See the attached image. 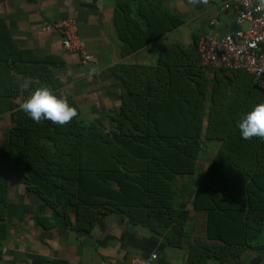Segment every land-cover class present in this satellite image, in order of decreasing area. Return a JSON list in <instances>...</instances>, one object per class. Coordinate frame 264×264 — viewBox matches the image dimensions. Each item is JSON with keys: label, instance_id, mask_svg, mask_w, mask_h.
I'll return each instance as SVG.
<instances>
[{"label": "trees", "instance_id": "obj_1", "mask_svg": "<svg viewBox=\"0 0 264 264\" xmlns=\"http://www.w3.org/2000/svg\"><path fill=\"white\" fill-rule=\"evenodd\" d=\"M118 24L123 54L134 53L183 24V19L150 0H128ZM171 43L154 65L119 63L114 72L124 83L122 101L106 128L81 118L77 100L48 58H19L13 67L21 102H12L6 143L0 144V254L7 221L29 214L26 204L9 198V174L43 201L59 209L75 206L76 227L87 228L99 213L118 211L163 235L173 246L185 239L187 202L176 206L177 177L193 176L209 141L219 148L194 189L192 204L206 214L208 243H193L189 263L213 258L222 264L241 259L251 248L264 252V139H244L240 120L264 103V87L243 70L206 71L199 65L198 41ZM212 76V77H211ZM27 82V89L23 88ZM42 86L67 97L77 108L71 123H36L19 106ZM209 151V149H208Z\"/></svg>", "mask_w": 264, "mask_h": 264}, {"label": "crops", "instance_id": "obj_2", "mask_svg": "<svg viewBox=\"0 0 264 264\" xmlns=\"http://www.w3.org/2000/svg\"><path fill=\"white\" fill-rule=\"evenodd\" d=\"M127 1L0 0V144L6 143L11 125V103L22 100L17 91L20 74L13 67L19 58L52 60L54 70L63 82L62 89L79 103L81 118L110 128L124 88L122 79L113 70L115 65H154L159 53L175 41L190 45L194 34L203 37L215 30L224 34L236 27V6H222L232 0L208 1L206 5H193L189 0H150L182 18L183 24L134 53L123 54L124 42L118 24L122 5ZM68 17L76 20L80 35L93 54L88 64L63 47L58 32L40 27L44 21ZM215 19L219 24L212 23ZM92 68H97L98 73L89 78ZM206 71L208 74L212 70ZM206 148L199 160L203 171L219 143L209 141ZM184 179L177 184L176 206L181 207L187 202L186 235L182 246H173L163 235L118 211L99 213L91 221H84L89 223L87 228H78L76 207L65 200L58 207L69 214V222L50 206H42L41 213L45 217L37 222L34 216L39 213L38 206L43 201L28 192L14 174H9V198L14 203L26 204L29 214L21 219H8L0 264H131L134 258H144L152 253L158 254L157 264H191L188 258L192 244L208 243L206 214L196 211L192 204V192L199 178L194 175ZM260 241L264 244V232ZM204 264L222 263L207 258ZM231 264H264V252L248 248L240 260Z\"/></svg>", "mask_w": 264, "mask_h": 264}, {"label": "built area", "instance_id": "obj_3", "mask_svg": "<svg viewBox=\"0 0 264 264\" xmlns=\"http://www.w3.org/2000/svg\"><path fill=\"white\" fill-rule=\"evenodd\" d=\"M214 1V0H208ZM236 6L235 24L231 32L212 31L198 41L199 65L206 69L243 70L251 80L264 87V5L262 0H232L223 8ZM214 25L219 24L217 19ZM40 27L61 35L63 47L84 64L93 59L87 43L81 37L74 18L44 21ZM158 254L134 258L131 264H157Z\"/></svg>", "mask_w": 264, "mask_h": 264}, {"label": "clouds", "instance_id": "obj_4", "mask_svg": "<svg viewBox=\"0 0 264 264\" xmlns=\"http://www.w3.org/2000/svg\"><path fill=\"white\" fill-rule=\"evenodd\" d=\"M189 3L197 5L207 4L208 0H189ZM264 5V0H262ZM98 73L97 68H92L88 76L91 78ZM28 84L25 82L24 89ZM20 110L27 114L36 123L42 120L51 121L53 124L64 126L72 122L78 116L76 107L69 104L67 97H58L52 89L42 86L34 90L19 106ZM242 138L248 140L254 137L264 139V103L254 106L238 123Z\"/></svg>", "mask_w": 264, "mask_h": 264}, {"label": "rangeland", "instance_id": "obj_5", "mask_svg": "<svg viewBox=\"0 0 264 264\" xmlns=\"http://www.w3.org/2000/svg\"><path fill=\"white\" fill-rule=\"evenodd\" d=\"M210 142H212V141H210ZM205 147H206V144H205ZM204 172H205V171H203V168H200V167H199V168L197 169V172H196L194 175H196V176L200 179V178L204 175ZM194 175H193V176H194ZM188 177H189V176H184V177H182V178H181V177H177L175 183L178 184V182H180L181 179L183 180L184 178H188ZM179 178H180V179H179ZM184 180H186V179H184ZM188 180H189V179H188ZM182 182H183V181H182ZM193 192H194V189H193ZM193 192H192V193H193ZM176 202H177V199H176Z\"/></svg>", "mask_w": 264, "mask_h": 264}]
</instances>
